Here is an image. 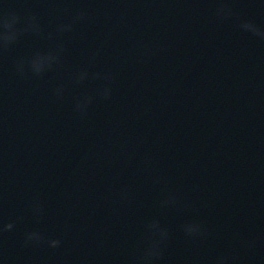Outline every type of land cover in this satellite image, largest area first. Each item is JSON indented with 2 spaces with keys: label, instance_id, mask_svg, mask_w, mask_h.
<instances>
[{
  "label": "water",
  "instance_id": "water-1",
  "mask_svg": "<svg viewBox=\"0 0 264 264\" xmlns=\"http://www.w3.org/2000/svg\"><path fill=\"white\" fill-rule=\"evenodd\" d=\"M243 1L225 12L230 0L217 8L198 0H0V153L17 148V175L0 162V264H28L29 246L77 218L74 226L82 233L68 234L67 247L50 256L40 243L30 255L40 256V264L51 258L53 264H75L76 258L77 264L222 263L219 247L201 238L215 222L231 220L240 202L230 208L232 197L209 200L199 186L218 183L219 172L242 157L241 145L254 146L249 140L256 143L264 131V41L263 50L251 52L254 61L231 56L218 67L224 56L218 47L241 42L227 21L247 25L256 13V35L264 38V0L257 7ZM91 3H98L99 12ZM118 18L129 22L126 28L120 30ZM193 25L207 27L209 41L220 43L191 63L184 44L199 42L188 35L162 50L142 43L154 32H188ZM123 31L129 38L121 43ZM61 103L82 115L91 106L93 114L58 117L54 107ZM166 107L172 111L163 116ZM152 124L158 126L155 139ZM133 140L140 147L135 170L124 164ZM251 151L261 161L250 178L262 184L264 150ZM248 182L233 180L235 198L245 188L251 199ZM207 203L212 208L194 219L179 215V209ZM250 222L260 227V218ZM248 228L232 230L237 243L222 234L229 255L237 256L238 249L241 258L264 248V223ZM228 258L226 264L235 262Z\"/></svg>",
  "mask_w": 264,
  "mask_h": 264
}]
</instances>
